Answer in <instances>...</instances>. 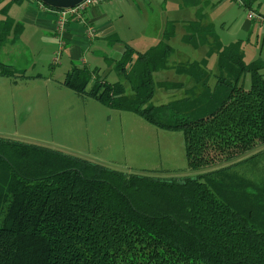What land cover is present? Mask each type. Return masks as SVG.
<instances>
[{"label": "trees", "instance_id": "obj_1", "mask_svg": "<svg viewBox=\"0 0 264 264\" xmlns=\"http://www.w3.org/2000/svg\"><path fill=\"white\" fill-rule=\"evenodd\" d=\"M9 5L1 12L0 45L23 30L7 15ZM182 5L196 7L182 41L193 48L205 45L217 56L212 88L205 65H178L194 88L168 104L146 106L155 90L152 74L166 69L173 54L172 22L144 52L124 44L119 59H104L128 84L129 95L121 82H108L84 65L73 66L60 85L106 108L180 131L186 171L196 175L123 173L0 136V264H264V179L229 173L264 154V61L244 63L240 42L220 44L205 21L206 3L182 0ZM107 41L121 42L114 34ZM246 75L247 88L240 82ZM0 76L16 77L2 64ZM157 86L183 87L167 81Z\"/></svg>", "mask_w": 264, "mask_h": 264}, {"label": "rangeland", "instance_id": "obj_2", "mask_svg": "<svg viewBox=\"0 0 264 264\" xmlns=\"http://www.w3.org/2000/svg\"><path fill=\"white\" fill-rule=\"evenodd\" d=\"M125 1L129 5H118V0L104 4L115 3L109 7L112 15H116L117 11L123 12V19L119 20L116 15L110 20L115 26L114 29L122 31L127 37L126 42L139 52H144L160 41L167 22L174 24L173 36L168 41L173 54L166 69L152 74L155 90L146 106L168 104L184 97L194 88L193 79L176 70L178 65H205L209 74L208 85L213 87L215 77L219 75L216 54L208 53L205 45L193 48L182 41L184 22L193 21L195 18L194 7H184L182 0ZM213 4L206 8L205 16L214 25V33L221 44L241 41L244 63L257 59L264 61V28L260 29L258 38L255 32L246 35L245 32L242 33L240 25L233 22L234 10L223 12V7H218L219 3ZM245 15L244 13L243 16ZM128 24L132 26L131 31L127 30ZM108 33L105 35L113 32ZM103 37L105 36H98L99 41ZM54 44L56 43L52 39L45 40L36 56L38 61L35 68H25L26 75L41 74L46 77L47 83L38 79L0 77V133H4L0 136L75 154L123 173L153 171L149 175L162 178L176 177L175 174L178 173L190 177L196 175L186 171L184 143L180 131L159 128L135 114L106 108L94 99L78 97L70 89L60 86L58 82L64 78L67 54L60 61L64 63L62 69H59L60 66L49 69L52 60L49 58L50 54L59 52L58 49L52 51L56 47ZM91 45L93 46L90 50L82 54L89 61L88 67H98L97 73L108 82H121L129 95L128 84L115 71L113 64H106L102 57L93 54L101 49L110 56V49L105 41ZM113 46L124 48L123 42ZM22 63L20 62V67ZM26 64H23V68ZM260 72L264 77V69ZM223 76L228 78L226 74ZM163 81L180 83L183 87H158L157 84ZM240 82L247 88L248 75ZM229 173L250 181H261L264 179V154L231 168Z\"/></svg>", "mask_w": 264, "mask_h": 264}, {"label": "crops", "instance_id": "obj_3", "mask_svg": "<svg viewBox=\"0 0 264 264\" xmlns=\"http://www.w3.org/2000/svg\"><path fill=\"white\" fill-rule=\"evenodd\" d=\"M245 1L246 3H248V5H244V3L243 6H240L236 3L235 0H200L201 4L206 3V6L204 7V15L206 8L210 6L211 3H219L218 7H223V12H226L229 9L234 10L235 13H233L235 15V19L233 20V22H237L240 25L242 33L245 32L246 35H250L255 32L256 37L258 38L260 36L259 31L260 29L264 28V24L250 21L246 18V15L245 17L243 15L244 13L246 14L247 10H250L261 16H264V0ZM105 2L110 3L111 0ZM105 2L95 5H89L87 8H85L84 11L81 12V14L72 15L67 13V11L62 12L49 9L48 7L39 3L37 0H0V21L3 19V16L1 14L2 8L6 6V4H10L7 10V15L12 20H14L15 22H19L23 26L22 33L18 37L9 36L3 41V43H1L0 64L11 67V69L14 71L15 76L18 78H21L19 76H22V78L24 79H38L43 80L45 81V83H47L48 80L46 79V77H42L41 74L32 76L26 75L25 68H28V66L35 68L36 62L38 61H36V56H38V51L41 45H43L45 40L50 39H52L54 43H56L54 44L56 47H53L52 51L55 52L58 49L59 52L55 53V55L50 54L49 58L50 60L52 58V60L49 65V69L50 67L57 66H60L59 69H62L64 63H60V61L67 54L66 64L63 69L64 78L73 66L80 67L84 65L88 67L89 61L84 58L82 54L90 50V48L93 46L91 45V43H102L103 41H105V44L110 49L109 57L101 49L93 52V54L102 57L103 60L105 58L113 60L119 59L124 48H114V44L108 42L107 37L114 34L119 38L121 42H123V45L126 44L130 47L132 46L128 42H126L127 37H125L122 31L114 29L115 26L110 20V18H113V16L116 15L117 17H119V20L123 19V12L117 11L116 15H112L109 7L115 5V3L108 5L104 4ZM117 4L129 5V3H127L125 0H118ZM194 8L196 9V7ZM205 21L206 23L211 24L214 30V25L206 20V16ZM185 23L186 22H184V24ZM127 30H132V26L130 24L127 25ZM108 32L113 33H111L110 35H105L109 34ZM98 36L105 37L100 39L102 41H99ZM262 40H264V37H262ZM218 42L221 44L219 40ZM235 42H240L241 44V41ZM59 56L60 59H58ZM56 57L57 59H55ZM20 62H23L21 67ZM44 62L46 63L47 61ZM25 63H27L26 67L24 66L23 68V64ZM97 68L98 67L94 69ZM60 83L61 81L58 82L59 85ZM4 99L7 102V98L5 95ZM14 117H16V113ZM0 120L2 119L0 118ZM7 139L10 138L7 137Z\"/></svg>", "mask_w": 264, "mask_h": 264}, {"label": "built area", "instance_id": "obj_4", "mask_svg": "<svg viewBox=\"0 0 264 264\" xmlns=\"http://www.w3.org/2000/svg\"><path fill=\"white\" fill-rule=\"evenodd\" d=\"M105 1H108V0H86L85 2L80 4L79 6L67 11V13L72 14V15H79L89 5H92V4L95 5V4H99V3L105 2ZM235 1L240 6H243V3L241 2V0H235ZM246 18L248 20H250V21H254V22H258V23L264 24V16H261V15L255 13V12L250 11V10L246 11ZM55 59H57V57Z\"/></svg>", "mask_w": 264, "mask_h": 264}, {"label": "water", "instance_id": "obj_5", "mask_svg": "<svg viewBox=\"0 0 264 264\" xmlns=\"http://www.w3.org/2000/svg\"><path fill=\"white\" fill-rule=\"evenodd\" d=\"M42 5L57 11H69L73 9L86 0H37Z\"/></svg>", "mask_w": 264, "mask_h": 264}]
</instances>
